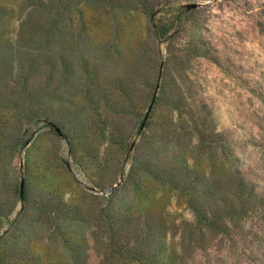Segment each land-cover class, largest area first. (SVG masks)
Instances as JSON below:
<instances>
[{
    "label": "rangeland",
    "instance_id": "374dc122",
    "mask_svg": "<svg viewBox=\"0 0 264 264\" xmlns=\"http://www.w3.org/2000/svg\"><path fill=\"white\" fill-rule=\"evenodd\" d=\"M0 264H264V0H0Z\"/></svg>",
    "mask_w": 264,
    "mask_h": 264
}]
</instances>
